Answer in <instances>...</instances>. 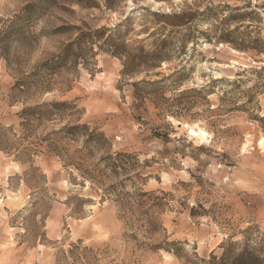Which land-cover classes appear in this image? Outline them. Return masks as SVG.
<instances>
[{
  "label": "rangeland",
  "instance_id": "374dc122",
  "mask_svg": "<svg viewBox=\"0 0 264 264\" xmlns=\"http://www.w3.org/2000/svg\"><path fill=\"white\" fill-rule=\"evenodd\" d=\"M114 1V9H105L103 3L81 9L66 0H0V27L3 19L26 5L37 8L31 18H23L22 34L10 42V64L0 60V130L11 143L21 136L22 108L51 101L75 106L73 116L49 115L35 123L29 138L13 144L26 148L23 162L17 160L16 150H0V264H183L152 245L175 242L171 247L182 254L207 256L213 250L219 253L218 245L231 233L250 228V233L264 236V0ZM199 1L259 5L252 7L251 25L240 30L262 51L200 40L190 79L182 87L222 79L201 96L177 99L178 91L166 81L161 93L146 95L145 109L135 108L133 87L127 84L131 80L121 77L120 61L96 45L94 53L83 45L78 63L70 55L52 69L42 67L74 33L56 32L58 27L86 30L85 23L92 29L111 28L128 17L120 30L127 29L124 39L129 41L146 36L137 33L156 25L152 12L177 11ZM206 22H197L198 28L205 30ZM178 68L175 59L155 71L167 76ZM223 91L227 93L220 101ZM160 104L177 116L164 114ZM66 123L97 128L110 140L112 151L137 156L143 180L125 182L126 191L143 188L173 195L157 217L164 230L152 236L132 232L115 203L101 199L89 182L82 183L75 170L63 166L46 146L51 138H42ZM58 145L70 154L81 141ZM192 206L197 211L203 207L208 215L192 218ZM77 242L79 250L67 253Z\"/></svg>",
  "mask_w": 264,
  "mask_h": 264
},
{
  "label": "trees",
  "instance_id": "16d2710c",
  "mask_svg": "<svg viewBox=\"0 0 264 264\" xmlns=\"http://www.w3.org/2000/svg\"><path fill=\"white\" fill-rule=\"evenodd\" d=\"M39 1L42 3L45 0ZM52 1L55 0H46L47 3ZM66 1L81 9L99 8L100 3H103L105 9H114L115 7L114 0ZM253 6L261 8L256 4ZM253 6L250 2L244 6L231 7L227 4L222 6L203 5L199 1L177 11L152 12L151 15L155 17L156 25L144 28L137 33L146 36L129 41L124 39L128 32L127 29L120 30L128 22V17L111 28L100 26L92 29L82 23L86 27V30H83L77 25H64L58 27L56 32L74 31L71 40L64 45L57 56L43 63L42 67L52 69L53 66L65 62L70 55L74 58L73 63H78L82 58L83 45H88V49L92 53H94L93 48L96 45L98 50L104 51L120 61L121 77L131 80L127 84L133 87L131 96L135 108L145 109L144 105L148 98L146 95L159 93V91L161 93L165 88L163 84L166 81H170L172 91H178L176 92L177 99L191 94L201 96L202 93L210 92L214 84L222 79L210 80L208 83L196 87H182L190 79V74L193 71L194 52L200 40L209 45L229 44L241 51L251 49L256 53L262 52L256 45L257 43L249 41L245 32L240 30L241 28L246 29L253 22L254 19L251 17V14L255 13ZM36 11L35 4L31 3L26 5L22 12L2 20L0 60H5L7 65L10 64L8 51L11 40L22 34L23 18L28 15L31 18V15ZM213 18H218L215 20L216 23L209 22ZM202 21H208L206 22L208 27L205 30L198 28L197 22ZM255 41L257 42V40ZM175 59L178 60L180 68L171 74L166 76L160 71H155L163 63H170ZM154 76L162 77L152 79ZM225 80L227 81V79ZM19 85L21 84L16 82L14 87L18 88ZM48 88L50 87H43L44 90ZM226 93L223 91V98H220V101H224ZM162 104H160V110L164 114L177 116L175 115L177 113L172 112L169 107L161 106ZM185 108L182 107V109ZM74 109L75 106L71 101L44 102L22 108L19 113L21 136L10 143L12 140L0 130V150L7 154L12 149L16 150L17 160L23 162L21 158H23L26 148L19 149L13 144L19 142L18 140L29 138L31 136L29 134L36 127L35 123L38 124L47 116L57 114L60 118L70 117L75 114ZM158 137L160 138V136ZM165 138L167 139V137ZM49 139L52 143L46 145L47 148L60 157L63 166L75 170L82 183L89 182L92 189L101 194V199L106 198L115 203L125 225L132 232L142 236L145 234L152 236L157 234L160 229L164 230L157 217L166 210L173 195L162 190L143 188H136L132 191L125 190V182H133L134 179L143 180L140 175L142 167L138 163L136 155L123 151H112V144L104 133L98 131L97 128L91 129L85 123H66L42 138V140ZM166 139L163 141L165 142ZM61 141H81V147L67 154L64 153L66 150L63 151L58 145ZM71 172L73 171H69L70 174ZM200 208L201 211H197L192 206L189 209V215L192 218L208 215L206 209L201 206ZM239 234L240 237L236 239ZM176 244L175 242L162 241L152 245L151 248L163 249L172 253L176 258L182 259L183 264H264V236L250 233V228L229 234L218 245L219 253H215L213 250L207 256H198L195 252H192L191 256L187 253L182 254L181 249L171 247ZM79 248L80 242L72 244L67 253L72 255ZM63 256L64 258L68 257L65 253Z\"/></svg>",
  "mask_w": 264,
  "mask_h": 264
},
{
  "label": "bare ground",
  "instance_id": "6f19581e",
  "mask_svg": "<svg viewBox=\"0 0 264 264\" xmlns=\"http://www.w3.org/2000/svg\"><path fill=\"white\" fill-rule=\"evenodd\" d=\"M192 132H194L193 130H191Z\"/></svg>",
  "mask_w": 264,
  "mask_h": 264
}]
</instances>
